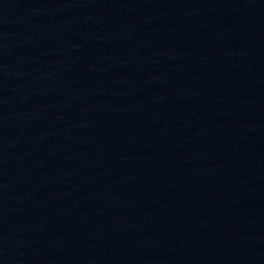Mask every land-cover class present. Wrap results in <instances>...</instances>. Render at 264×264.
I'll list each match as a JSON object with an SVG mask.
<instances>
[{"label": "water", "instance_id": "obj_1", "mask_svg": "<svg viewBox=\"0 0 264 264\" xmlns=\"http://www.w3.org/2000/svg\"><path fill=\"white\" fill-rule=\"evenodd\" d=\"M0 264H264V0H0Z\"/></svg>", "mask_w": 264, "mask_h": 264}]
</instances>
